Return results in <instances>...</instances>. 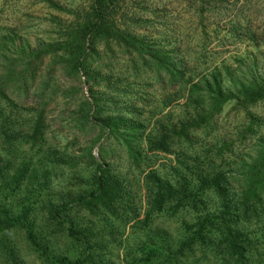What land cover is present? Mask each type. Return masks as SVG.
I'll list each match as a JSON object with an SVG mask.
<instances>
[{"label": "rangeland", "instance_id": "obj_1", "mask_svg": "<svg viewBox=\"0 0 264 264\" xmlns=\"http://www.w3.org/2000/svg\"><path fill=\"white\" fill-rule=\"evenodd\" d=\"M89 2L0 0V75L18 74V43L65 42ZM115 20L182 60L187 81L158 78L147 55L112 35L91 45L88 81L84 71L67 72L62 49L36 59L24 82L9 77L0 91V166L5 162L12 172L24 163L33 170L18 187L8 177L0 194V213L4 206L17 216L26 212L1 232L16 264H49L33 240L45 243L51 255L83 257L82 264H232L215 226L211 238L186 243L199 216L216 218L221 201L211 189L202 190L196 203L171 197L160 207L151 195L156 181L174 185L184 178L196 187L198 173L207 172L222 173L239 225L251 239L247 264H264V189L251 199L244 178L264 146V98L244 107L235 96L210 112L208 93L201 87L190 92L188 81L215 66L224 76H242L252 64L264 77V0H120ZM91 92L98 113L88 109ZM38 116L34 139L29 134ZM104 117L125 119V125L109 132ZM101 164L117 179L119 195L67 209L75 230L87 236L82 243L69 235L68 221L50 217L48 207L93 189ZM148 247L155 248L150 255ZM3 259L0 254V264L11 262Z\"/></svg>", "mask_w": 264, "mask_h": 264}, {"label": "trees", "instance_id": "obj_2", "mask_svg": "<svg viewBox=\"0 0 264 264\" xmlns=\"http://www.w3.org/2000/svg\"><path fill=\"white\" fill-rule=\"evenodd\" d=\"M119 5L120 0H90L88 8L82 14L80 23L76 25V28H74L71 34L70 32L67 34L65 42L63 40L48 42L47 44H40L41 42H39V44L30 48H26V44L18 43L16 45L18 53L16 57L20 62L19 72L21 73L17 72L18 74L15 75L9 72L5 76L0 75V91L7 84L10 76L13 78L19 76L21 78L20 81L24 82L26 78L25 73L34 66L36 59H40L50 52L57 53L61 49L63 53H66L69 62L67 72L78 73L84 71L87 75L86 81H88L91 76L87 72L86 60L91 54V45L93 42L104 38V35H112L118 41L121 40L127 47L132 48L142 57L144 54L147 55L148 59L152 62L158 78L165 76L173 84L179 81L186 82L187 78L183 79L186 73V64L182 60L176 62L172 59L169 50L161 51L154 49L142 37L126 29H120L115 20L116 9ZM220 70L219 67L215 66L208 72L200 74L199 78L195 81H192V78L188 79L191 82L189 86L190 92L201 87L204 92L208 93L206 104L210 112L218 111L227 100L235 96L239 104L244 107L264 98V77L259 74L255 65L248 66L242 76L236 75L235 72L232 75L229 71L227 72V76H224ZM90 89H92V86H90ZM91 96L92 101H88V109H92L91 113H98V99L92 92ZM92 104H94V108ZM91 113L88 110L85 117H89ZM198 117L200 121L204 118L201 115ZM36 118V122L32 125L31 134H29L34 139L37 133L40 132L39 116ZM101 121L102 124L104 123L108 126L110 132L118 129L121 122H124L125 125L126 120L122 118L104 117ZM181 126V132H185L183 134H186V125L182 123ZM7 165L4 162L0 166V194H5L7 191L5 190L4 182L9 180L8 177L11 180L10 183L16 182V186L18 187L22 184L21 181L27 177L29 171H33L28 164L23 163L21 166L15 168L14 171L10 172L6 169ZM96 170L98 173L95 174L96 185L93 189L85 194L78 192L74 196L63 197L60 202H57L55 205L50 204L48 207L50 217L59 222L61 220L68 221L67 229L69 235L82 243L87 241V236L75 230L73 219L69 218L67 214H64L67 209H70L74 204L94 206L93 204H97V201L101 204V201L107 202L108 198H116L117 194L119 195L116 191L118 181L115 176L106 174L102 164L98 165ZM9 173L11 174L9 175ZM197 177L198 184L196 187L190 185L189 181H183L184 178L182 180H176V184L174 185L171 183L163 185L161 180L156 181L151 195L154 199H158L160 207L161 202H164V200L170 201L171 197V200L174 197V199H177V202L192 201V203H196V196L202 190L211 189L221 201L219 211H215L216 218L214 215L208 214L199 216L196 220V228L192 231L186 243L190 244L193 241L203 242L206 238H211L212 236H209V233H211V227L215 226L224 235L223 238L218 240L224 242L226 253L233 257L234 262L232 264H247V245L251 239L239 225V213L235 211V205H232L228 198L225 186L222 183V173L215 172L210 174L207 172L203 175L198 173ZM244 178L246 179L245 193L251 199L258 198L259 190L264 189V146L257 151L253 162L248 164L246 171H244ZM22 213V215L17 216L14 214L13 208L8 206H4L0 213V254L4 255L3 260L7 259L9 261L11 259V262H5V264H16V259L14 257V249L10 245V242L4 239L1 232L26 217L25 210ZM207 229L208 232H204ZM207 233L208 236H206ZM29 236L33 240L34 236L31 231H29ZM33 242L38 248L42 249V253L46 256L49 264L83 263V257L71 258L66 254L51 255L50 249L45 243L38 242L37 240H33ZM153 250L155 248L148 247L147 255H150Z\"/></svg>", "mask_w": 264, "mask_h": 264}]
</instances>
